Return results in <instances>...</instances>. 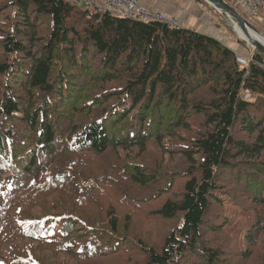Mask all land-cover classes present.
<instances>
[{
	"label": "trees",
	"instance_id": "16d2710c",
	"mask_svg": "<svg viewBox=\"0 0 264 264\" xmlns=\"http://www.w3.org/2000/svg\"><path fill=\"white\" fill-rule=\"evenodd\" d=\"M0 264H264V54L0 0Z\"/></svg>",
	"mask_w": 264,
	"mask_h": 264
},
{
	"label": "built area",
	"instance_id": "2783aa9c",
	"mask_svg": "<svg viewBox=\"0 0 264 264\" xmlns=\"http://www.w3.org/2000/svg\"><path fill=\"white\" fill-rule=\"evenodd\" d=\"M76 4L92 14L114 13L121 17L142 22H161L170 27L180 28V21L168 16L164 11L145 8L141 0H64ZM242 10L251 12L252 20L264 22V0H231ZM241 63L247 64L243 59Z\"/></svg>",
	"mask_w": 264,
	"mask_h": 264
},
{
	"label": "crops",
	"instance_id": "0c3cea01",
	"mask_svg": "<svg viewBox=\"0 0 264 264\" xmlns=\"http://www.w3.org/2000/svg\"><path fill=\"white\" fill-rule=\"evenodd\" d=\"M141 1L145 8H148L153 11H165L168 14V16L180 21L181 27L183 28L193 29L197 32L207 34L213 37L215 36L216 32L219 29L217 26L218 25L217 16L214 15V13L211 14L207 6L199 2L198 0H141ZM236 7L240 15L248 23H250L252 20L251 12L246 10L244 11L238 6ZM219 13L228 23H230L227 17L224 16V14H222L221 12ZM254 38L257 41H260V43L263 42L262 38H260L257 34L254 35Z\"/></svg>",
	"mask_w": 264,
	"mask_h": 264
},
{
	"label": "rangeland",
	"instance_id": "374dc122",
	"mask_svg": "<svg viewBox=\"0 0 264 264\" xmlns=\"http://www.w3.org/2000/svg\"><path fill=\"white\" fill-rule=\"evenodd\" d=\"M198 1L206 5L211 14L214 13V15L217 16V21H218L217 26L219 28L218 31L220 32L217 31L214 37L222 41V43L229 46L230 48H233L236 51V54L239 59H243L249 63L252 55L256 52L255 47L249 44L247 41L243 40V38L238 34L235 28L222 17V15L219 13L218 10H216L214 7L207 4L206 2H203L201 0ZM229 2L236 8L234 2L230 0ZM236 10L238 9L236 8ZM250 23L252 24L256 32L260 36L264 37V23L255 20H251ZM247 97L249 98V95ZM140 231H143L145 234L149 233L147 229H143V228H140Z\"/></svg>",
	"mask_w": 264,
	"mask_h": 264
},
{
	"label": "water",
	"instance_id": "95a60500",
	"mask_svg": "<svg viewBox=\"0 0 264 264\" xmlns=\"http://www.w3.org/2000/svg\"><path fill=\"white\" fill-rule=\"evenodd\" d=\"M205 1L209 5L214 7L216 10L224 14V16L227 17L228 21L232 24L233 27L234 24H237L247 38V39L243 38V40L247 41L249 44L254 46L256 50H259L261 53L264 54V46L260 43V41L252 40V37L250 36V31H254L255 33H257L256 30L254 29L252 24L248 23L233 6L226 3L224 0H205ZM235 30L237 31V29Z\"/></svg>",
	"mask_w": 264,
	"mask_h": 264
},
{
	"label": "bare ground",
	"instance_id": "6f19581e",
	"mask_svg": "<svg viewBox=\"0 0 264 264\" xmlns=\"http://www.w3.org/2000/svg\"><path fill=\"white\" fill-rule=\"evenodd\" d=\"M234 27H235V29H237V32H238V34L242 37V38H244V39H247L246 38V36H245V34L242 32V30L240 29V27L239 26H237V24H234ZM255 34H257V33H255L254 31H250V36L252 37V40H256L255 38H254V35ZM260 38H262V45L264 46V37L263 36H260L259 34H257Z\"/></svg>",
	"mask_w": 264,
	"mask_h": 264
}]
</instances>
